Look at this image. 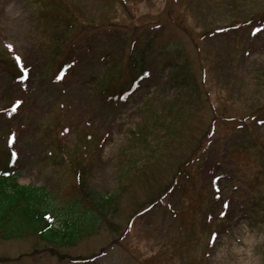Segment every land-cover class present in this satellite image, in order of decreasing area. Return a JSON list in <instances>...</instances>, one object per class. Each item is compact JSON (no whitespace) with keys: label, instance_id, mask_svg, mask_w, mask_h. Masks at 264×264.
Segmentation results:
<instances>
[{"label":"rangeland","instance_id":"obj_1","mask_svg":"<svg viewBox=\"0 0 264 264\" xmlns=\"http://www.w3.org/2000/svg\"><path fill=\"white\" fill-rule=\"evenodd\" d=\"M263 8L0 0V164L10 148L17 182L50 192L56 226L113 195L70 246L0 236V264H264V150L240 148L264 149ZM142 48L143 71L130 62Z\"/></svg>","mask_w":264,"mask_h":264},{"label":"trees","instance_id":"obj_2","mask_svg":"<svg viewBox=\"0 0 264 264\" xmlns=\"http://www.w3.org/2000/svg\"><path fill=\"white\" fill-rule=\"evenodd\" d=\"M256 14L263 15L264 8L260 11H257ZM253 16L255 17L256 15ZM241 23L243 24V26L246 25V27L251 29L250 27L252 26L254 21L251 19H245L240 23H229V25H226L225 28H241ZM214 30L218 32L219 28L216 29L209 26L206 30L202 31L201 36L207 34L210 35L212 34V32H214ZM222 30L224 31L225 29ZM134 47L136 48V46ZM144 52L145 49L143 48L142 50H139V52L132 50L130 54V62L133 67L137 64L142 70ZM10 63L16 65L13 60ZM16 70H18V68ZM59 70H61V72L66 70V64L62 65ZM184 71L185 66H182L181 69L178 70V73L173 74V84L186 83L182 75ZM17 72L18 75H20V70H18ZM180 74L181 81H176L177 76H180ZM136 80L137 78L133 79L132 83L130 84L129 90L135 86L137 82ZM113 96H115V94L112 95V99L115 100ZM262 106V108L264 109V104ZM11 107L16 108V106L13 105H11ZM259 111L260 108L256 107V109L252 111V115L256 114ZM244 117H234L237 124L242 128H246L247 126V124H245ZM247 129H249L248 126ZM8 145H10V143ZM240 148L244 150H254L255 148L258 149V151L264 150L263 148H260V143L258 140L253 141L249 147L240 146ZM7 154L4 153L2 161L3 164H0V236H2L3 238H14L19 236L21 233H27L31 236H36L37 239L43 242H47L51 245L70 246L74 244L75 240L78 236H80V234H87L90 232L88 230V227L90 225H87L93 224L94 227L102 218L100 210L111 203L113 200V195H99L96 196V198H93V194L89 193L90 195L86 197L88 198V200H94L92 204L94 205L95 209L93 210L92 207H89L87 209L85 208L80 213H74V215L70 214L66 217L64 216V218L61 219L60 225L56 226L54 223L56 220V213L49 203L50 192L42 187L19 184L17 182L16 172L14 171L16 159L14 155L11 154L10 148ZM194 162L195 161L193 158H189L188 161L185 162V168L183 166L182 169L176 170V173L181 175L182 178H189L191 175L190 169L193 168ZM82 173L80 174V177L78 175V179L80 180V182H83ZM80 182L79 184H81ZM68 211L70 213L72 212L70 211V209ZM87 216L88 218L85 219ZM82 223L87 224L84 225Z\"/></svg>","mask_w":264,"mask_h":264},{"label":"snow or ice","instance_id":"obj_3","mask_svg":"<svg viewBox=\"0 0 264 264\" xmlns=\"http://www.w3.org/2000/svg\"><path fill=\"white\" fill-rule=\"evenodd\" d=\"M7 48L9 49V51H11L13 46L11 44H8ZM15 61H16L17 64H21V57L20 56H16L15 57ZM21 67L23 68L22 64H21ZM24 75H25V78H27L28 73H27V69L26 68L24 69ZM15 110L16 109L13 108V111H15ZM261 123H264V121H261ZM13 155H15V153H13Z\"/></svg>","mask_w":264,"mask_h":264}]
</instances>
